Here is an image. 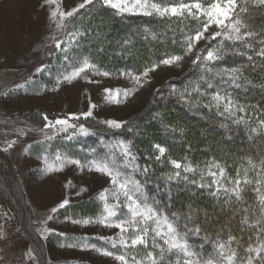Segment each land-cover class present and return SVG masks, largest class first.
Listing matches in <instances>:
<instances>
[{"label":"snow or ice","instance_id":"snow-or-ice-1","mask_svg":"<svg viewBox=\"0 0 264 264\" xmlns=\"http://www.w3.org/2000/svg\"><path fill=\"white\" fill-rule=\"evenodd\" d=\"M61 4L62 0H43L42 4L49 8V19L56 31L64 33L62 39L52 36L55 49L63 53V60L66 62L60 65L62 71L55 77L53 91L58 90L64 82L71 84L77 79H84L89 83H99L91 77L112 75L101 69L90 56L79 52L82 48L80 38L87 33L72 29L76 28L75 21L80 18L77 14L81 10L89 15L97 9H109L120 17L142 15L191 18L199 22V27L185 37L182 55L167 56L159 63L146 67L140 75L122 74L131 76L136 85L142 86L141 77L147 78L161 64L179 65L186 56H194L191 63L197 77L190 79L182 90L172 88L169 95L176 96L189 109L207 111L228 121L229 123L221 122L222 128L242 125L250 133L264 134V107L248 103L247 96L243 101L240 98L241 93L246 94L250 89H259L264 94V83H254L245 76L244 63H236L233 59L230 66L226 62L228 57H243L254 70L258 66L254 57L264 60V29L256 31L245 21L249 5L264 6V0H82L70 10L62 8ZM152 38H156L155 34H152ZM200 41L204 42V47L197 50ZM225 41L228 42L227 45ZM130 42L126 39L123 43ZM99 50L103 51L102 48ZM260 67L264 68V65ZM47 69L49 66L45 64L37 67L35 73L40 74ZM32 83L33 80L29 77L24 83L16 85V88L26 90V86ZM46 87L43 85L42 90ZM137 90L138 88L126 89L122 94L128 97ZM104 91L107 93L106 99L119 103L116 97L122 90L106 88ZM95 107V104H90L89 110L81 114L83 118L92 117V109ZM41 115L45 121L40 129L44 135L41 143L54 141L61 134L66 141L94 134L84 124L71 122L80 119L75 114L55 120H50L47 114ZM101 123L113 130L125 129L128 124L127 121L115 119ZM126 131L133 132V127L128 126ZM26 134L23 130L20 131V135ZM15 143V140L9 141L3 151H8ZM47 146L52 147L50 143ZM102 147L106 149L103 155H95L96 149H91L89 155L92 158L83 161L59 148L51 158L48 155L40 157L43 161L42 171L46 174L75 165L81 171L86 168L108 177L109 187L101 190L96 197L101 203L100 213L95 218L72 220L75 224H99L118 230L114 236L97 237L117 249L116 252L92 245L96 251L113 257L119 264H264V158L258 162L248 158L247 166L241 163L233 169L234 174H230L228 167L215 158L202 162H193L187 157L174 159L166 155L167 147L159 143L153 144V154L146 155L145 158L159 163L167 160L172 170L161 177L163 188L157 183L150 192L151 181L148 177L152 169L138 162L139 156L133 150L130 140L115 138L102 143ZM138 176L141 178H137ZM173 185L189 191L207 190L217 200L224 197L233 215L241 216L243 225L251 224L256 227L254 237L249 236L250 242L243 248L244 254L240 255L238 251L242 247L243 237L237 238L229 231L227 238H223L224 226L215 237L202 235L204 230L197 222V217L201 211H204L206 217L205 210L189 204L186 213L170 211ZM71 186V181L65 185ZM249 187L255 196L253 203L245 201L243 196L245 189ZM69 203L68 198L63 199L51 209V213L65 208ZM52 219L53 215H48L42 222L44 226L37 229L44 239H47V234L51 231L46 225ZM194 239L201 242L194 243ZM253 239L255 243L251 242ZM206 245L210 246V250H206ZM27 255L29 259H36L32 251Z\"/></svg>","mask_w":264,"mask_h":264},{"label":"rangeland","instance_id":"rangeland-1","mask_svg":"<svg viewBox=\"0 0 264 264\" xmlns=\"http://www.w3.org/2000/svg\"><path fill=\"white\" fill-rule=\"evenodd\" d=\"M80 2L82 0H62L61 6L70 10ZM42 4L43 0H0V155L6 163L4 169L8 172L7 175L12 177L7 166L14 171L25 199V209L19 211L15 204L8 201V187L1 181L0 176V264H119L113 257L96 251V248L117 251L106 241L97 238L114 236L117 229L99 224L85 226L72 223V220L95 218L100 213L101 203L96 197L101 190L109 187L108 177L90 172L86 168L81 171L75 165H68L63 171L46 174L42 171L43 161L40 157L48 155L51 158L59 148L83 161L92 158L89 155L91 149H96L95 155H103L106 149L102 147V143L115 138L126 140V136L133 135L136 136L135 140L144 145L136 148L146 160V155L153 154L152 145L161 143L157 139L138 137L141 133L138 127L143 126L140 121H147L149 113L153 115V112L162 109L152 110L157 106H169L175 111L172 104L177 98L169 93L195 70L191 63L194 56H186L179 65L161 64L147 78L141 77L142 86L136 85L131 76L122 74H132L129 71L117 70L112 73L105 69L109 62L125 67L134 66L136 63L127 62L118 56H99L100 60L90 56L101 69L112 75L91 77L99 83H89L84 79H77L71 84L64 82L58 90L53 91L55 77L62 71L60 65L66 62L63 60V53L55 49L52 36L62 39L64 33L56 31L55 25L49 19V8ZM83 12L81 10L77 15ZM76 29L78 28L72 30ZM203 47L204 42L200 41L197 50ZM79 52L82 50L79 49ZM45 64L49 69L36 74V68ZM143 71L144 69L132 75H140ZM29 77L33 83L27 85L26 90L16 88V85L24 83ZM43 85L47 87L42 90ZM106 88L122 90L116 97L119 103L106 99ZM132 88L138 90L124 97L123 90ZM90 104L96 105L92 109L93 116L84 119L81 114L89 110ZM41 114H47L50 120L75 114L80 119L71 122L84 124L94 134L80 136L73 141L64 140L61 134L54 141L41 143L44 135L40 129L44 125L38 126L27 119L28 116H33L45 123ZM110 119L127 121L128 124L125 129H109L101 121ZM159 119L161 123L167 118L165 115ZM195 122L200 127V122ZM128 126L133 127V132L126 131ZM200 129L207 131L205 127ZM21 130L27 134L20 135ZM12 140L16 141L15 145L8 151H3ZM48 143L52 145L51 148H48ZM10 161L20 163H15V168ZM169 166L171 167L170 164ZM69 181L72 186L65 187ZM65 198L70 200L69 205L54 214L51 213V209ZM50 214L53 219L48 221L46 227L51 231L47 234V239H44L37 229L44 226L42 222ZM29 251H32L35 260L29 259Z\"/></svg>","mask_w":264,"mask_h":264},{"label":"trees","instance_id":"trees-1","mask_svg":"<svg viewBox=\"0 0 264 264\" xmlns=\"http://www.w3.org/2000/svg\"><path fill=\"white\" fill-rule=\"evenodd\" d=\"M79 17L80 19L75 21V25L81 31L87 33L80 39L82 44L81 53H88L96 60V57L100 60L99 56H111L112 58L118 56L127 62L136 63L134 66L125 67L122 64L115 65L109 62L106 64L105 69L112 73L117 70H124L132 74H138L146 67L158 63L167 56L183 54L182 45L185 37L192 34L199 27V22L191 18L120 17L114 15L113 11L109 9H97L90 15L83 12ZM245 21L256 31L264 29V6L250 4L249 13L245 15ZM145 29L148 31L146 32ZM152 34H155V39L152 38ZM145 36H147V39H145ZM126 39L131 42L124 44L123 42ZM225 44L227 45L228 42L225 41ZM101 48L103 51L99 50ZM233 59L236 63L246 65L244 74L254 83H264V68L260 67V65H264V60L254 57L258 66L253 70L249 66V62L243 57H228L226 62L231 66ZM102 63L105 65L104 61ZM196 77L197 73L194 70L175 88L182 90L190 79ZM245 96H247L248 103L259 104L264 107V94L259 89H250L246 94L241 93L240 98L242 101ZM172 105L176 108L175 111L169 106L153 108L152 110L162 109L153 112V115L149 113L147 121H140V125L143 126L138 127L141 133L137 136L149 140H160L159 142L168 148L167 155L174 159L187 157L193 162H202L215 158L228 167L230 174H234L233 169L241 163L247 166L246 161L248 158L257 162L264 158V134L250 133L242 125L239 127L231 125L230 129L222 128L220 124L223 118L207 111L189 109L178 98ZM165 115L167 119L159 123L161 121L159 118H163ZM27 119L38 126L44 125L43 122L33 116H28ZM195 121L200 122V127L207 128V131L201 130L197 124H194ZM223 122L229 123L228 121ZM135 137L128 135L126 140L133 143V150L139 156L138 162L141 165H148L152 169L148 177L151 181L149 191L152 192L154 185L157 183L163 188L161 177L170 172L171 167L165 161L159 163L150 160L149 162L146 159L149 163L146 162L141 152L136 148L138 146L144 147V145L141 141L135 140ZM4 164L6 163L0 155V176L2 177L1 181L8 187L7 199L15 204L19 211H24L23 190L18 184L14 171L9 166L7 167L10 169L12 177L7 175L8 172L4 169ZM137 178L141 177L138 176ZM193 192L196 194L193 195ZM0 194L2 193L0 192ZM243 196L248 203H253L255 200L251 187L245 189ZM189 204L207 212L206 217L204 211H201L197 217V222L204 230L202 235L207 234L215 237L216 233L224 226L223 238H227L229 231L237 238L243 237L241 240L242 247L238 251L240 255L244 254L243 248L248 246L249 236L254 237L257 229L251 224L243 225L241 216L233 215L231 207L225 203L224 197L217 200L209 195L207 190L198 191L193 189L189 191L173 185L170 211L186 213ZM25 226L30 230L28 225L25 224ZM193 242L198 244L201 241L194 239ZM251 242L255 243V240L253 239ZM36 243L39 244V242ZM206 250H210V246L206 245Z\"/></svg>","mask_w":264,"mask_h":264},{"label":"crops","instance_id":"crops-1","mask_svg":"<svg viewBox=\"0 0 264 264\" xmlns=\"http://www.w3.org/2000/svg\"><path fill=\"white\" fill-rule=\"evenodd\" d=\"M1 151V150H0ZM5 156H6V154L5 153H3ZM7 157V156H6ZM11 162V164L15 167V168H17V163L19 164L20 162H16V161H14V163H13V161H10ZM16 163V164H15Z\"/></svg>","mask_w":264,"mask_h":264}]
</instances>
